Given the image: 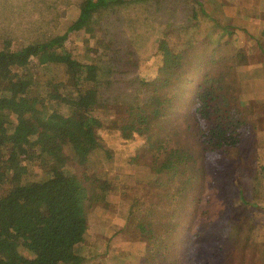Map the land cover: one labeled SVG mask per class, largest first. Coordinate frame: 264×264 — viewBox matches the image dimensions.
<instances>
[{
	"label": "rangeland",
	"instance_id": "374dc122",
	"mask_svg": "<svg viewBox=\"0 0 264 264\" xmlns=\"http://www.w3.org/2000/svg\"><path fill=\"white\" fill-rule=\"evenodd\" d=\"M1 1L0 40L6 34L16 43L30 41L42 26L47 35L66 33L65 48L90 63L117 40L120 55L134 53L129 78L136 74L150 95L171 97L142 134L126 137L118 126H105L104 147L85 165L68 163L76 175L96 172L106 178L112 191L110 211L94 214L90 236L74 245L85 264H264V0H203L205 15L193 19L190 9L199 7L189 0L134 2L114 19H105L99 7L93 13L97 39L87 41L83 24L73 23L79 12L75 0L57 1L51 14H41L44 5L35 1ZM223 29L229 44L207 43ZM163 42L181 55L177 68L163 64ZM214 47L219 52L211 53ZM62 65L52 68L59 79L66 77ZM32 78L38 83L48 77L37 72ZM208 78L231 86L230 107L245 121L238 145L223 150L204 144L194 112L195 95ZM46 110L36 106L32 118L41 120ZM158 138L162 146L156 150ZM173 147L187 159L174 175L157 172ZM6 158L16 161L13 152ZM28 167L44 177L50 166L34 161ZM145 222L154 242L140 228Z\"/></svg>",
	"mask_w": 264,
	"mask_h": 264
},
{
	"label": "trees",
	"instance_id": "16d2710c",
	"mask_svg": "<svg viewBox=\"0 0 264 264\" xmlns=\"http://www.w3.org/2000/svg\"><path fill=\"white\" fill-rule=\"evenodd\" d=\"M34 1L44 5L41 14H51L57 1L67 0H28L35 5ZM75 1L79 12L73 23L83 24L87 41L97 39L99 21L93 19L97 8L105 9V19H114L134 2L147 0ZM189 1L199 7L193 5L190 19L205 15L203 0ZM52 20L47 19V24ZM46 32L41 26L35 39L21 43L3 32L0 40V188L7 186L0 193V264H85L86 257L74 245L90 236L94 214L110 211L112 191L106 178L96 172L76 175L68 163L85 165L94 151L103 148L105 126H118L126 137L142 134L160 115L161 105L171 101V97L148 94L136 74L129 78L134 53L127 49L120 55L117 40L111 47V43L104 46L100 60L90 63L65 48L66 33ZM228 34L224 29L214 32L207 43L227 45ZM216 48L211 53L219 52ZM162 49L163 64L177 68L181 55L169 51L164 42ZM59 61L65 78L53 76L52 68ZM37 72L48 78L36 83L32 77ZM125 78L130 80L128 86ZM218 80L217 86L215 79L205 80L195 95L194 112L202 121L199 131L204 144L223 150L238 145L245 121L236 107H230L231 86ZM36 106L47 108L41 120L32 118ZM161 146L158 138L156 150ZM10 152L16 161L6 158ZM186 159L185 151L173 147L155 170L168 169L167 174L174 175L178 163ZM34 161L50 166L44 177L30 171L28 164ZM140 228L156 240L149 222Z\"/></svg>",
	"mask_w": 264,
	"mask_h": 264
},
{
	"label": "crops",
	"instance_id": "0c3cea01",
	"mask_svg": "<svg viewBox=\"0 0 264 264\" xmlns=\"http://www.w3.org/2000/svg\"><path fill=\"white\" fill-rule=\"evenodd\" d=\"M261 147L264 148V143L261 144Z\"/></svg>",
	"mask_w": 264,
	"mask_h": 264
}]
</instances>
